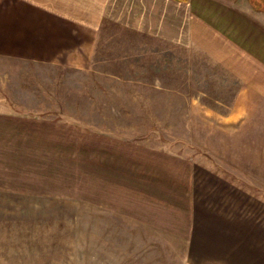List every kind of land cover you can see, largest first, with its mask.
I'll use <instances>...</instances> for the list:
<instances>
[{
  "label": "rangeland",
  "instance_id": "374dc122",
  "mask_svg": "<svg viewBox=\"0 0 264 264\" xmlns=\"http://www.w3.org/2000/svg\"><path fill=\"white\" fill-rule=\"evenodd\" d=\"M110 13L92 25L72 23L0 0V107L71 126L56 133L70 144L83 139L75 132L82 129L192 154L264 195L195 135L208 127L204 111L226 109L237 81L194 43L154 36ZM72 161L46 153L38 184L1 178L0 264H181L179 240L86 199L89 185L63 169Z\"/></svg>",
  "mask_w": 264,
  "mask_h": 264
},
{
  "label": "crops",
  "instance_id": "0c3cea01",
  "mask_svg": "<svg viewBox=\"0 0 264 264\" xmlns=\"http://www.w3.org/2000/svg\"><path fill=\"white\" fill-rule=\"evenodd\" d=\"M13 1L89 25L110 11L123 24L131 18L130 24L154 36L194 43L237 81L225 110L204 111L209 123L203 132L196 127L197 143L235 169V176L264 187V2ZM70 127L1 106L0 180L12 177L10 183H19L30 177L38 184L46 153L60 154L73 160L64 165L65 173L83 178L93 194L85 198L97 201L102 211L179 240L181 264H264V195L201 157L111 132L78 129L83 139L66 143L56 133Z\"/></svg>",
  "mask_w": 264,
  "mask_h": 264
}]
</instances>
